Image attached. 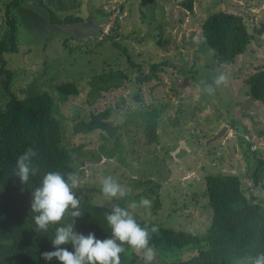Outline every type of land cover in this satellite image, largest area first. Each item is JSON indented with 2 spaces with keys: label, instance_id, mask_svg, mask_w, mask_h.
Segmentation results:
<instances>
[{
  "label": "rangeland",
  "instance_id": "obj_1",
  "mask_svg": "<svg viewBox=\"0 0 264 264\" xmlns=\"http://www.w3.org/2000/svg\"><path fill=\"white\" fill-rule=\"evenodd\" d=\"M2 1L0 24L5 25ZM41 1L43 4L23 0L13 7L16 50L3 56L12 70L10 88L17 97L43 90L53 99V113L69 162L79 175L81 194L91 193L94 202L108 205L101 191L91 189L100 190L102 178L111 175L132 190L119 200L126 208L132 202L138 204L141 198L151 200L150 209H130L134 215L193 233L201 232L207 222L206 198L199 187L207 172L238 174L244 193H251L264 205V178L253 185L249 177L255 157L252 152L264 157V103L251 99L244 83L256 67L264 68V0H194L189 13L172 0ZM47 8L59 17L76 15L81 21L49 22ZM218 9L242 13L250 31L263 23L244 52L231 61L219 60L200 44L202 20ZM113 33L131 62L139 63L142 69L152 62L167 63L158 80L136 82L135 67L126 53L104 40L106 34ZM108 67L123 70L126 78L117 88L93 91L92 76ZM182 68L191 70V77L180 75ZM220 72L229 74L228 84L214 95L205 93L204 85L212 83ZM68 80L73 81L78 93L61 98L55 84ZM2 96L0 92V103ZM148 104L161 107L157 141L144 142L132 122L126 126V133L119 128L123 161L101 155L97 131H73L76 121H87L90 113L105 107L110 108L107 120L122 127L127 113ZM221 128L222 135L211 139ZM230 136L231 151L227 146ZM240 137L249 142L248 148ZM112 140L110 137L106 148L111 147ZM192 251L155 250L152 264L183 258ZM124 253L122 264H145L142 254L127 247Z\"/></svg>",
  "mask_w": 264,
  "mask_h": 264
},
{
  "label": "trees",
  "instance_id": "obj_2",
  "mask_svg": "<svg viewBox=\"0 0 264 264\" xmlns=\"http://www.w3.org/2000/svg\"><path fill=\"white\" fill-rule=\"evenodd\" d=\"M23 0H3L1 3L4 24H0V92L3 102L0 109V264H60L55 258L45 261L41 253L54 250L51 238H54L55 227H50L47 233L37 232L34 223V213L30 210L31 192L40 186L43 175L49 171H58L65 178L74 172V165L69 162V154L63 143L62 131L58 119L53 113V99L47 91H38L17 97L10 86L13 80L12 70L8 67L3 54L16 50L17 19L12 13L14 6ZM43 4L41 0H38ZM194 0H172V3L186 12L193 11ZM235 5V4H234ZM121 9V8H120ZM48 21L56 24H69L81 21L76 15L66 14L61 17L47 8ZM143 15V13L141 12ZM114 23L117 26L116 17ZM201 45L212 50L221 61H231L244 52L253 39L254 34L242 13L233 10L218 9L211 11L202 20ZM113 34H106L104 40L114 48H122L119 40ZM126 53V50L122 48ZM126 59L135 67L136 82L143 83L158 80L159 73L165 71V61L149 63L146 70L139 63L131 62L126 53ZM192 72L179 71L180 75ZM189 77H191L189 75ZM126 74L118 68L108 67L94 74L90 85L93 91L119 87ZM94 81V82H93ZM95 83H100L99 85ZM247 95L264 103V68L256 67L245 79ZM61 98L76 95L77 87L68 80L55 84ZM137 100L138 97H137ZM161 107L148 104L138 110L126 114L122 127L107 120L110 108L105 107L95 113H90L87 121L79 120L73 125L75 133L97 131L101 140L98 149L101 155L110 159L114 156L123 161L119 153L122 148L117 130L123 129L132 122L140 129L144 142L157 141V123ZM113 137L112 145H105ZM240 140L245 141L242 137ZM246 142V141H245ZM246 148L249 142H246ZM33 148L38 155L34 162L39 166V173L30 179L29 185H22L14 176L17 158L28 148ZM77 146L76 149H80ZM253 159L249 177L253 185L264 178V157ZM201 194L206 198L208 207L207 222L199 233L162 225L155 220H142L135 215L137 223L149 229L155 226L158 233L151 234L150 245L155 250H193L183 258L170 259L159 264H250L249 258L264 254V205L256 196L246 195L242 189V181L238 174L207 172L204 174ZM86 189V188H85ZM94 192L99 189L92 188ZM92 192V191H91ZM82 218L76 220L75 229L87 235L94 232L97 239L111 236L107 226L106 213L111 211L112 203L125 207L124 203L114 200L108 205L98 204L92 200L91 193L81 194ZM157 207V201L154 203ZM126 208V207H125ZM69 251L71 245H66ZM127 247V246H125ZM126 260L121 254V264Z\"/></svg>",
  "mask_w": 264,
  "mask_h": 264
},
{
  "label": "clouds",
  "instance_id": "obj_3",
  "mask_svg": "<svg viewBox=\"0 0 264 264\" xmlns=\"http://www.w3.org/2000/svg\"><path fill=\"white\" fill-rule=\"evenodd\" d=\"M229 79L228 73L220 72L212 83L204 85L203 91L214 95ZM37 155L30 147L17 158L13 175L22 185H29L30 179L39 173V166L34 162ZM80 185L78 173L70 172L65 178L58 171H49L43 175L40 186L33 188L30 210L35 214L36 231L47 233L50 227H55L54 238H51L54 250L41 253L42 259L52 261L55 258L60 264H121V254L127 246L132 252L142 254L145 264H152L156 253L150 245L151 234L158 233L159 229L142 227L133 214L137 208L150 209L151 200L141 198L138 204L132 202L127 208L112 203L105 217L111 236L101 240L94 232L85 235L75 229L76 220L84 215L81 197L77 196ZM100 191L112 202L127 197L132 190L108 175L102 178ZM66 245H71L72 250L64 247ZM249 259L250 264H264V254Z\"/></svg>",
  "mask_w": 264,
  "mask_h": 264
},
{
  "label": "water",
  "instance_id": "obj_4",
  "mask_svg": "<svg viewBox=\"0 0 264 264\" xmlns=\"http://www.w3.org/2000/svg\"><path fill=\"white\" fill-rule=\"evenodd\" d=\"M262 26H263V23H260L259 26H258L257 28H256V27H253V28H252V33H253V34H259L260 31L262 30ZM223 131H224V128L219 129L217 133L213 134V136L211 137V139L218 138L219 136L222 135ZM232 141H233V137L230 136V137L228 138V141H227V146H228V148H229V151L232 150V145H231V142H232Z\"/></svg>",
  "mask_w": 264,
  "mask_h": 264
}]
</instances>
